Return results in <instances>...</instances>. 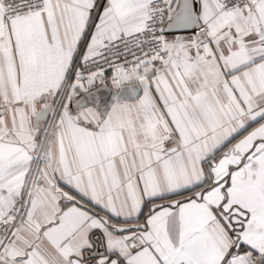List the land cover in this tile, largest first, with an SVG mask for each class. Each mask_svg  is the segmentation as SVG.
<instances>
[{
    "label": "snow or ice",
    "instance_id": "1",
    "mask_svg": "<svg viewBox=\"0 0 264 264\" xmlns=\"http://www.w3.org/2000/svg\"><path fill=\"white\" fill-rule=\"evenodd\" d=\"M0 264H264V0H0Z\"/></svg>",
    "mask_w": 264,
    "mask_h": 264
}]
</instances>
